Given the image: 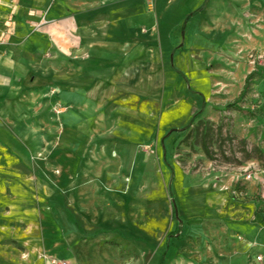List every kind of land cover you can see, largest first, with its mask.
<instances>
[{
  "label": "rangeland",
  "instance_id": "1",
  "mask_svg": "<svg viewBox=\"0 0 264 264\" xmlns=\"http://www.w3.org/2000/svg\"><path fill=\"white\" fill-rule=\"evenodd\" d=\"M122 2L47 0L48 11L55 10L50 18L56 20V25L50 26L58 27L63 38L60 40L56 34L52 37V48L36 51L34 61L39 67L33 77L23 81L0 79V110L8 112L0 114L7 117L2 120L4 136L0 151L25 157L18 165L19 173L24 176L27 173L34 182L32 202L38 222L30 246L34 260L40 259L44 250L38 216L41 207L55 201L54 194L61 195V207L72 219L67 239L73 250L86 256L82 258L84 264H127L128 261L143 264L137 256L143 249L148 250L147 260L155 251L164 254L168 247L178 253L180 247L181 253L191 250L192 241L187 238L200 235L204 225L206 232H210V225L204 221L214 222L211 228L220 233L222 219L234 216L239 211L237 206H249L254 199L264 202L262 0H243L245 9L239 14L246 29L242 49L236 55L228 53L229 61L225 64L219 57L220 49L214 52L217 57L210 58L211 69L219 72V79H224L225 69L232 77L238 73L237 78L226 79V86L221 85L224 81L216 80L212 89L214 109L206 112L200 109L186 120L192 108L182 101L164 109L157 120L147 118L143 130L137 128L138 124L127 127L119 123L108 139L114 147L107 146L108 160H97L90 145H61L65 134L60 118L64 104L58 101L59 69L63 64H74L75 57L88 50L85 47L96 32L105 43L107 8ZM155 4L156 0H144L145 9L153 15H156ZM44 23L42 20L38 28L49 25ZM64 26L68 30L62 32ZM63 41L70 44L69 49L60 48ZM223 65L227 68L221 70ZM244 88L245 94L240 98ZM199 120L211 121L223 129L222 138L209 147L210 154L202 143L195 145L194 140L186 139L190 127ZM78 147L86 149L84 162L77 156ZM95 147L103 150L101 146ZM256 148L263 152L262 158L255 152ZM93 166L109 167L100 170L102 176H98L97 171L91 170ZM116 171L120 175L112 176ZM248 174H252L251 180H246ZM251 184L257 187L254 199L249 194L243 196ZM229 198L234 202L227 204L226 209ZM58 214L57 209L53 216L57 219ZM10 248L21 255L28 247L20 240L11 241Z\"/></svg>",
  "mask_w": 264,
  "mask_h": 264
},
{
  "label": "crops",
  "instance_id": "2",
  "mask_svg": "<svg viewBox=\"0 0 264 264\" xmlns=\"http://www.w3.org/2000/svg\"><path fill=\"white\" fill-rule=\"evenodd\" d=\"M46 1L0 0V79L23 81L33 77L39 67L34 61L36 51L52 48V37L56 34L60 40L63 38L58 27L50 26L56 25V20L50 18L55 10L48 11ZM122 1L107 8L105 43L96 32L85 47L88 50L76 56L74 64H63L59 69L58 101L64 104L60 118L65 134L61 145H90L93 147L91 154L97 160H108V144L114 148L108 139L119 123L127 127L138 124L137 128L143 130L147 118L157 120L164 109L182 101L192 108L186 120L200 109L204 112L214 109L212 89L216 80L224 81L220 84L226 86V79H235L238 73L230 76L223 65L224 79H219V72L211 69L210 58L217 57L214 52L220 49L222 64L227 63L228 53L236 55V51L242 49L246 32L244 19L239 17L240 11L245 9L243 0H219L218 4L215 0H156V15L147 12L144 0ZM261 5L264 7V0ZM42 20L49 25L38 28ZM67 27L64 26L62 32L67 31ZM261 42L264 45V36ZM63 43L62 50L70 48L67 41ZM241 66L242 63L239 70ZM6 113L0 110V114ZM5 117L0 115V141L4 136L1 134ZM88 130L90 134H86ZM79 149L77 156L84 162L86 149ZM25 159L19 153L12 155L0 151V264H51L53 259L66 264H84L82 258L86 256L73 250L67 239V231L73 223L62 209L60 194H54V203L41 207L39 236L44 250L40 259H32L30 246L38 222L32 202L33 179L27 173L25 176L19 173L18 165ZM108 167L93 166L91 170L102 176L100 170ZM84 169L81 166L83 173ZM119 175L116 171L112 176ZM247 194L254 199L257 187L249 185L243 196ZM232 202L233 198L226 201V209ZM237 207L239 211L234 216L222 219L220 233L211 228L214 222L204 221L210 225V232H206L203 224L200 235L187 238L192 241L191 250L181 253L180 247L178 253L168 247L164 254L155 251L147 260L148 250L143 249L137 255L140 263L264 264V202L254 199L249 206ZM57 209L56 219L53 214ZM20 240L28 247L21 255L10 248L11 241ZM4 242L9 243L4 245ZM258 257L262 259L259 261Z\"/></svg>",
  "mask_w": 264,
  "mask_h": 264
},
{
  "label": "trees",
  "instance_id": "3",
  "mask_svg": "<svg viewBox=\"0 0 264 264\" xmlns=\"http://www.w3.org/2000/svg\"><path fill=\"white\" fill-rule=\"evenodd\" d=\"M244 94L245 88L240 98H242ZM189 130L190 131L188 132L186 139L194 140V142H196L194 143L195 145L202 143V146L208 154H210L209 147L217 143L222 138L223 134V129L220 126L218 127L215 123L206 120H199V122L196 125L193 124ZM185 131L187 130L185 129L184 132ZM228 139L231 140L230 137ZM243 143L245 144L246 142ZM255 152L259 155V157H263V152L258 148L255 149Z\"/></svg>",
  "mask_w": 264,
  "mask_h": 264
},
{
  "label": "built area",
  "instance_id": "4",
  "mask_svg": "<svg viewBox=\"0 0 264 264\" xmlns=\"http://www.w3.org/2000/svg\"><path fill=\"white\" fill-rule=\"evenodd\" d=\"M251 65H254V62L252 61L251 62ZM149 149L148 148H145V151H148ZM252 179V174H248L247 176H246V180H251ZM262 258L261 257H258V260L260 261ZM51 264H66L65 262H60V261H58V260H56V259H53L52 261H51Z\"/></svg>",
  "mask_w": 264,
  "mask_h": 264
}]
</instances>
